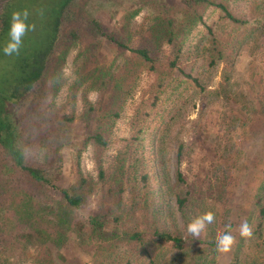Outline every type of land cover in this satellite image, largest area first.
I'll use <instances>...</instances> for the list:
<instances>
[{"label":"rangeland","instance_id":"374dc122","mask_svg":"<svg viewBox=\"0 0 264 264\" xmlns=\"http://www.w3.org/2000/svg\"><path fill=\"white\" fill-rule=\"evenodd\" d=\"M227 2L242 23L212 7L187 13L182 0L77 1L83 16L128 37L131 49L148 45L156 69L102 39L96 57L86 58L83 41L53 63L18 108L15 139L27 165L48 171L56 187L32 180L0 149V264H264V0ZM37 92L43 109L73 118L55 139L24 119ZM105 116L114 121L107 146L97 148L85 138ZM79 174L96 190L71 208L57 188ZM178 197L187 199L183 214ZM208 212L213 224L193 237L189 223ZM96 215L104 234L90 223ZM154 220L184 248L151 238ZM245 221L249 237L240 235ZM130 231L141 232V246L117 240ZM225 233L234 243L221 252Z\"/></svg>","mask_w":264,"mask_h":264},{"label":"trees","instance_id":"16d2710c","mask_svg":"<svg viewBox=\"0 0 264 264\" xmlns=\"http://www.w3.org/2000/svg\"><path fill=\"white\" fill-rule=\"evenodd\" d=\"M78 0H0V42L7 38L10 17L15 10L27 9L30 13L29 22L36 25L34 31H30L24 37V44L19 55L4 56L0 52V149L6 151L14 161L16 167H19L32 180L37 183L53 186L47 176L48 171L43 168L27 165L25 154L21 147L16 144V121L15 114L18 108L32 95L34 90L45 83L53 63L61 56H65L73 46L81 42H87V49L92 52L86 54L94 57L98 56L100 50L99 42L107 41L114 45L119 51H130L135 58L142 63L149 64L148 70L153 72L156 67L152 62L148 45L142 48L131 49L129 47V38L116 31H110L104 28L95 18L83 16L76 6ZM187 13L200 14L201 11L208 8H216L225 18H229L234 23H242L241 19L236 17L228 9L227 0H182ZM175 19L168 20L165 30L170 36L173 32V23ZM244 24V21H243ZM167 43L172 44L170 38ZM223 47H225L223 45ZM222 48L218 51L220 57ZM67 56V55H66ZM66 58V57H65ZM173 61L170 68L175 69ZM188 79L195 82L192 76L184 74ZM126 81V80H125ZM102 85V82H98ZM121 87V86H120ZM125 87V86H123ZM120 95H125V89ZM115 95V92L109 93V96ZM119 95V96H120ZM35 98L25 109L24 119L31 124L37 125L40 133L42 130L51 134L53 131L56 136L73 122L72 116H55L51 110L43 109V95L36 93ZM114 116L117 114L114 113ZM114 118L105 116L99 118L95 129L87 136L86 141H92L97 148L107 146V136L109 126ZM182 145L177 151V163L181 160ZM99 178H102L103 171L99 167ZM177 179L184 182L185 179L177 168ZM146 180V178H145ZM56 187V186H53ZM147 189V184H144ZM58 192L71 208H79L88 204L90 197L96 190V182L91 177L79 174L76 180L67 186L58 187ZM147 192L141 196L137 205L141 210L148 208ZM179 211L183 214L187 199L177 198ZM93 228L104 234V216L96 215L90 218ZM151 238L162 243L171 244L176 249H183L185 242L181 236L173 234L165 227L158 225L153 221ZM58 238V236H57ZM120 243L127 245L141 246L142 237L139 231L125 232L122 239L117 237ZM54 254L55 260H61L56 244L43 238L42 242Z\"/></svg>","mask_w":264,"mask_h":264},{"label":"clouds","instance_id":"9594fccd","mask_svg":"<svg viewBox=\"0 0 264 264\" xmlns=\"http://www.w3.org/2000/svg\"><path fill=\"white\" fill-rule=\"evenodd\" d=\"M30 13L27 9L15 10L12 12L9 27L7 32V38L0 42V52L4 56L19 55L22 46L24 44V37L30 31H34L36 25L29 22ZM214 222V216L211 212L204 214L203 216L195 218L187 227V231L193 237H199L202 232L205 231L207 225H212ZM240 235L242 237H249L252 235L251 228L247 221L241 225ZM234 243L232 235L225 233L218 238L217 248L221 252H228L231 245Z\"/></svg>","mask_w":264,"mask_h":264}]
</instances>
